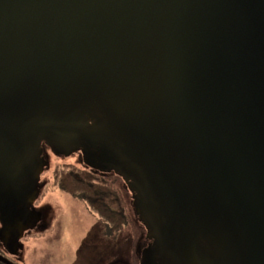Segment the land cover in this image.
<instances>
[{"label":"water","instance_id":"obj_1","mask_svg":"<svg viewBox=\"0 0 264 264\" xmlns=\"http://www.w3.org/2000/svg\"><path fill=\"white\" fill-rule=\"evenodd\" d=\"M89 107L139 169L179 264H264V0H0V183L39 130L91 141L71 119ZM27 189L0 202L14 258L23 216L41 217L17 212Z\"/></svg>","mask_w":264,"mask_h":264},{"label":"flooded vegetation","instance_id":"obj_2","mask_svg":"<svg viewBox=\"0 0 264 264\" xmlns=\"http://www.w3.org/2000/svg\"><path fill=\"white\" fill-rule=\"evenodd\" d=\"M71 119L75 122L77 128L88 129L92 132L91 141L86 140L85 135L75 129H65L60 136H52L44 130H39L33 134L27 143V163L21 164L18 168L14 182L0 183V202L11 200L12 192L17 183L28 186L26 195H15L17 212L19 213L23 208L29 207L31 210L34 208L41 216L40 221L33 224L31 223L36 215L23 216V218H27L26 222L24 221L27 232L20 240L21 248L18 250L20 253L18 258L9 257L1 242L0 254L18 264L21 254L25 250L24 241L26 239L35 234H45L47 231L53 230L59 214H50L45 218L43 209H38L44 194L43 190L50 189V185L47 186L49 182L43 180V175L50 161L61 157H70L82 168L102 177H109L119 182L120 186L123 187L129 199L133 225L141 227L140 234L134 237V242L133 239L131 241L135 249L136 264H179L176 253L171 248L163 247V218L158 209L151 204L150 196L144 186L139 169L134 163L129 162L119 148L102 134V128L105 125L103 112L96 107L79 109L71 115ZM41 163L45 165V170L39 178H36L37 167ZM23 171L26 172V175L23 180H20L19 175ZM32 199L33 205H30ZM6 209V204L2 206L0 203V217L3 212H6ZM47 211L50 210L47 209ZM22 223L19 222V227L16 228L15 232ZM116 240L119 241V238ZM118 241L113 242L104 239L106 243L102 241V249L110 248L109 244L111 242L117 245ZM193 244L196 247L198 258L200 256H212L213 261L216 262V251L205 237L197 235L193 238ZM121 256H125L122 263L119 262L121 260H118ZM129 256L130 253H127L126 250L117 249L115 252L110 253L108 258H113L110 259L111 261H107V258L97 260L93 257L90 258L88 255L82 264H131Z\"/></svg>","mask_w":264,"mask_h":264},{"label":"rangeland","instance_id":"obj_3","mask_svg":"<svg viewBox=\"0 0 264 264\" xmlns=\"http://www.w3.org/2000/svg\"><path fill=\"white\" fill-rule=\"evenodd\" d=\"M64 163L78 165L70 157H61L50 161L43 175V180L49 182L47 186L50 185L55 167ZM25 175V171L21 172L19 179L23 180ZM116 184L121 187L119 182ZM121 188L126 194L123 187ZM50 189L43 190L44 194L38 209H43L45 218L50 214L58 213V219L53 230L47 231L45 234H35L24 241L25 250L22 252L18 264H82L88 255L97 260L107 258L109 261L113 259L108 258L110 253L117 249H123L130 253L129 261L131 264H136L135 249L131 241L133 239L134 242V237L140 234V226H129L117 237L119 241L114 238L111 239L113 242L118 241L117 245L111 242L110 248L102 249V243L108 237H105L104 227L98 219L89 214L80 201L70 198L59 190L51 191ZM127 200L129 203L128 196ZM47 209L50 211L48 212ZM122 259L123 256L118 258V260ZM120 262L122 263V261Z\"/></svg>","mask_w":264,"mask_h":264},{"label":"trees","instance_id":"obj_4","mask_svg":"<svg viewBox=\"0 0 264 264\" xmlns=\"http://www.w3.org/2000/svg\"><path fill=\"white\" fill-rule=\"evenodd\" d=\"M116 183L109 177H102L79 165L63 164L53 170L50 190H59L80 201L86 211L103 225L105 237H108L106 239L116 240L133 225L127 196ZM124 260L125 256L121 261Z\"/></svg>","mask_w":264,"mask_h":264}]
</instances>
